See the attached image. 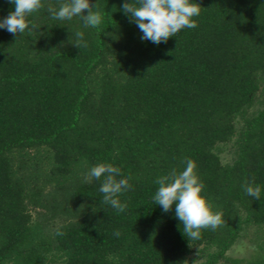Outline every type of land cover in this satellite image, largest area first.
Listing matches in <instances>:
<instances>
[{
    "label": "trees",
    "instance_id": "trees-1",
    "mask_svg": "<svg viewBox=\"0 0 264 264\" xmlns=\"http://www.w3.org/2000/svg\"><path fill=\"white\" fill-rule=\"evenodd\" d=\"M43 2L33 32L0 29V264H186L196 247L202 264H264L263 245L253 260L227 255L250 227L264 244V0H192L198 27L159 45L141 39L125 0H90L95 28L53 19L48 6L65 0ZM11 11L0 0V19ZM186 159L225 221L198 240L175 205L153 202L156 179ZM100 163L133 186L124 212L84 179Z\"/></svg>",
    "mask_w": 264,
    "mask_h": 264
},
{
    "label": "clouds",
    "instance_id": "clouds-1",
    "mask_svg": "<svg viewBox=\"0 0 264 264\" xmlns=\"http://www.w3.org/2000/svg\"><path fill=\"white\" fill-rule=\"evenodd\" d=\"M14 5V11L0 19V29H6L12 34H23L36 30V25L28 19L33 13L45 7L43 0H9ZM96 9V10H94ZM122 11L135 23L142 32L141 39L154 44L166 43L169 38L178 35L183 29L198 27L194 17L201 13V6L192 0H125ZM51 17L58 21L82 19L85 27H98L103 23V14L96 3L90 0H65L59 8L48 6ZM87 12V14H85ZM74 45L86 48L83 32H76ZM186 167L182 171L172 169L168 174L159 176L155 183L159 186L154 194L153 202L167 213L175 205V216L183 226L182 231L189 240H198L201 230L215 231L225 223L221 212H214L212 203L202 195L205 187L196 172V164L186 159ZM121 169L110 163H100L91 167L84 175L86 182L101 180L99 192L103 194V203L110 205L118 212H124L126 202H121L120 196L133 188L129 178L117 179ZM245 193L254 198L261 197V188L254 181H245ZM117 237L120 232L114 233ZM57 235H63L57 231Z\"/></svg>",
    "mask_w": 264,
    "mask_h": 264
},
{
    "label": "rangeland",
    "instance_id": "rangeland-1",
    "mask_svg": "<svg viewBox=\"0 0 264 264\" xmlns=\"http://www.w3.org/2000/svg\"><path fill=\"white\" fill-rule=\"evenodd\" d=\"M222 160L228 162L233 157V147L231 144L224 147L221 153ZM263 244L262 233L256 227H250L242 232L241 237L228 252V257L234 259H245V261L253 260L263 252L261 246ZM198 247L191 254L189 261L186 264H202L204 261ZM221 264V263H220Z\"/></svg>",
    "mask_w": 264,
    "mask_h": 264
}]
</instances>
